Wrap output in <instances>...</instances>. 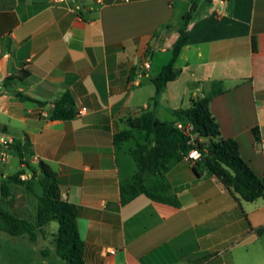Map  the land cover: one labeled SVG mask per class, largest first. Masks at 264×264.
I'll return each instance as SVG.
<instances>
[{"label":"crops","instance_id":"crops-1","mask_svg":"<svg viewBox=\"0 0 264 264\" xmlns=\"http://www.w3.org/2000/svg\"><path fill=\"white\" fill-rule=\"evenodd\" d=\"M191 5L0 0V139L28 137L27 159L44 160L56 171L62 196L76 208L84 264H239L231 250L242 234H250L251 244L264 236V201L246 210L247 201L235 198L203 164L196 175L185 159L146 178L147 187L165 179L179 205L144 193L122 203L121 186L138 170L132 151L145 133L135 131L123 142L114 135L146 111L177 122L173 111L189 107L214 82L224 88L211 100L222 134L238 142L242 157L264 177V0H215L190 23L176 62L180 75L154 98L152 79L171 60ZM146 60L151 66L142 71ZM20 69L29 76L3 88ZM16 91L35 101L18 99ZM66 92L76 116L51 119L53 101ZM26 210L20 215L28 217ZM29 217L35 220V204ZM47 234L45 226L34 241L10 234L23 248L15 255H32L28 264H69L56 246L41 243ZM247 252L244 262L264 264L263 248Z\"/></svg>","mask_w":264,"mask_h":264},{"label":"trees","instance_id":"trees-1","mask_svg":"<svg viewBox=\"0 0 264 264\" xmlns=\"http://www.w3.org/2000/svg\"><path fill=\"white\" fill-rule=\"evenodd\" d=\"M225 1L232 3V0ZM211 6L212 3L206 0H192L190 10L182 18L179 36L171 50V60L152 79L156 86V100L166 84L175 80L181 73L176 62L188 42L190 23ZM29 74L28 70L20 69L7 76L2 86L12 87ZM223 91L222 84L214 82L207 94L194 98L189 107L174 110L173 114L177 122H191L194 125L197 147L202 151L201 160L193 165L196 175L201 174L197 166L203 164L235 198L254 202L264 197V177L257 175L242 157L238 142L222 134L220 122L211 109L212 98ZM15 96L20 100L35 101L19 91L15 92ZM53 104L55 109L51 119L70 120L77 114L74 99L68 92L57 97ZM177 122L162 121L154 110L146 111L129 118L128 129L114 135L115 142H123L131 139L135 131L145 133L144 141L139 142L132 151L138 170L132 181L121 186L122 203L125 204L138 194L144 193L154 200L179 205L165 179L159 180L152 187L146 185L148 176L163 175L172 163L184 159L193 147L189 137L176 126ZM31 146L28 137L13 138L8 143L6 150L19 159L20 167L13 174L4 176L2 173L0 194L1 198L6 200L12 196V185H19L27 194L34 195L35 220L0 205V231L13 236L27 234L34 241L39 230L50 222L57 221L58 230L53 234L57 255L69 264H84L85 244L80 236L76 208L62 196L56 171L44 160L32 164L27 159L32 153ZM28 170L31 172L29 177L23 178ZM260 231L261 229H258V232Z\"/></svg>","mask_w":264,"mask_h":264},{"label":"rangeland","instance_id":"rangeland-1","mask_svg":"<svg viewBox=\"0 0 264 264\" xmlns=\"http://www.w3.org/2000/svg\"><path fill=\"white\" fill-rule=\"evenodd\" d=\"M19 167H20L19 159L10 154L5 160H0V183L2 179V173L3 174L5 173L7 175L13 174L19 169ZM30 173L31 172L28 170V172L25 175H23V177L24 178L29 177ZM262 201H264V197L257 200V202L256 201L244 202L245 203L244 205L246 206V210H249L250 205H258V203H262ZM34 204H36V197L34 195L27 194L24 191V189L19 185H12V196L6 200H3L0 194V205H2L5 208H9L11 211L19 215L23 213V208L25 207V209H27L26 213L29 216H32V206ZM45 229L48 233L46 237L47 239L41 241V243H43L44 247L46 248H54L55 242H54L53 234L56 233L58 230V222L57 221L50 222L45 226ZM248 236L250 237L249 233L242 234V236L234 243V245L237 244V246H234V248L231 250V252L233 253L232 254L233 257L239 260L240 262L239 264H247V262H244L245 257L247 258L248 255L247 251L249 252L252 250L258 251L261 248L264 249V236L261 238V240H259L255 244L253 243L251 244L249 241H246L248 240L246 238H249ZM13 239L14 238L9 233L0 231V264H28L30 258L32 259V255L29 254L25 255L26 252H23L22 256L15 255L14 252L15 249H23V248L16 247ZM224 250H227V248H224L221 252L214 255L213 257L221 255ZM220 262L221 261H219V264H222Z\"/></svg>","mask_w":264,"mask_h":264},{"label":"built area","instance_id":"built-area-1","mask_svg":"<svg viewBox=\"0 0 264 264\" xmlns=\"http://www.w3.org/2000/svg\"><path fill=\"white\" fill-rule=\"evenodd\" d=\"M151 66L150 60H146L142 67L141 70H146L149 69ZM141 71V72H142ZM176 126L190 139V143L193 145L189 153L184 157L185 160L191 162V163H196L197 161L201 160L202 158V151L197 147V135L194 131V125L189 122V123H183L181 121H178L176 123ZM9 141L6 139H0V160H5L8 156L9 153L7 152V145ZM24 178V177H23ZM111 253H114L115 251L113 249L109 250Z\"/></svg>","mask_w":264,"mask_h":264},{"label":"water","instance_id":"water-1","mask_svg":"<svg viewBox=\"0 0 264 264\" xmlns=\"http://www.w3.org/2000/svg\"><path fill=\"white\" fill-rule=\"evenodd\" d=\"M206 1L213 4L215 0H206ZM1 96H2V93L0 92V97Z\"/></svg>","mask_w":264,"mask_h":264}]
</instances>
